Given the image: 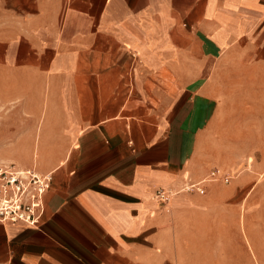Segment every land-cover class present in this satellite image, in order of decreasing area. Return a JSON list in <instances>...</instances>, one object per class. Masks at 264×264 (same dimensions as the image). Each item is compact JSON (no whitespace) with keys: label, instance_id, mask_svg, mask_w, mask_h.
Returning <instances> with one entry per match:
<instances>
[{"label":"crops","instance_id":"crops-1","mask_svg":"<svg viewBox=\"0 0 264 264\" xmlns=\"http://www.w3.org/2000/svg\"><path fill=\"white\" fill-rule=\"evenodd\" d=\"M0 138L53 175L0 264H184V183L264 139V0H0Z\"/></svg>","mask_w":264,"mask_h":264},{"label":"rangeland","instance_id":"rangeland-1","mask_svg":"<svg viewBox=\"0 0 264 264\" xmlns=\"http://www.w3.org/2000/svg\"><path fill=\"white\" fill-rule=\"evenodd\" d=\"M9 141L0 138V152ZM215 147L218 165L182 187L199 198L196 245L184 264H264V139H220ZM197 183L202 191L187 188Z\"/></svg>","mask_w":264,"mask_h":264},{"label":"built area","instance_id":"built-area-1","mask_svg":"<svg viewBox=\"0 0 264 264\" xmlns=\"http://www.w3.org/2000/svg\"><path fill=\"white\" fill-rule=\"evenodd\" d=\"M211 177H218L217 171ZM53 175L41 173L31 167H22L14 162L0 161V222L19 223L29 227H38L44 216V195L49 189ZM224 182L227 176L221 177ZM189 185V184H188ZM190 184L187 188L196 187ZM157 196L166 200L164 192Z\"/></svg>","mask_w":264,"mask_h":264}]
</instances>
